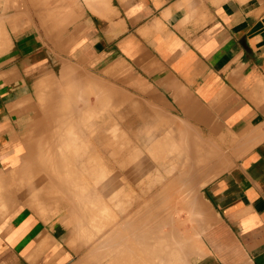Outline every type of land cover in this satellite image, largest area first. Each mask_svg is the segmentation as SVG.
<instances>
[{"label":"crops","instance_id":"obj_1","mask_svg":"<svg viewBox=\"0 0 264 264\" xmlns=\"http://www.w3.org/2000/svg\"><path fill=\"white\" fill-rule=\"evenodd\" d=\"M0 28V264H264V0H0Z\"/></svg>","mask_w":264,"mask_h":264},{"label":"bare ground","instance_id":"obj_2","mask_svg":"<svg viewBox=\"0 0 264 264\" xmlns=\"http://www.w3.org/2000/svg\"><path fill=\"white\" fill-rule=\"evenodd\" d=\"M0 43H1V41H0ZM51 124H57V122L55 121V122H53V123H51ZM45 130V132H40V139H44V140H48L47 142H49L50 140L51 141H53V140H58V137H57V135H58V133H54V132H49L47 129H44ZM39 140V139H38ZM40 143H41V141H39ZM57 142V141H56ZM22 145V144H21ZM41 145V144H40ZM58 145H59V143L57 142V143H55V144H53V149H49L47 152L49 153V155H51V156H55L56 154H58L59 153V147H58ZM23 146V145H22ZM42 146V145H41ZM24 148V147H23ZM43 149V148H42ZM41 151H43V150H41ZM43 153L44 152H42V155H43ZM41 154V153H40ZM43 156H45V154L43 155ZM58 156V155H57ZM46 157V156H45ZM56 158V157H55ZM55 158H54V161H55ZM50 159V158H49ZM48 159V160H49ZM3 188V187H2Z\"/></svg>","mask_w":264,"mask_h":264},{"label":"rangeland","instance_id":"obj_3","mask_svg":"<svg viewBox=\"0 0 264 264\" xmlns=\"http://www.w3.org/2000/svg\"><path fill=\"white\" fill-rule=\"evenodd\" d=\"M1 30H2V28H0V32H1ZM0 41H1V43H0V53H1V50H2V39H1V36H0Z\"/></svg>","mask_w":264,"mask_h":264}]
</instances>
